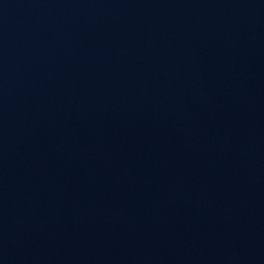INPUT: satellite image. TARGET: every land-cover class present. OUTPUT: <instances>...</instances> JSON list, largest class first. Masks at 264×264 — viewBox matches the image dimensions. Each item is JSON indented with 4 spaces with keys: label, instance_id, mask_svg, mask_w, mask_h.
Returning <instances> with one entry per match:
<instances>
[{
    "label": "water",
    "instance_id": "95a60500",
    "mask_svg": "<svg viewBox=\"0 0 264 264\" xmlns=\"http://www.w3.org/2000/svg\"><path fill=\"white\" fill-rule=\"evenodd\" d=\"M0 264H264V0H0Z\"/></svg>",
    "mask_w": 264,
    "mask_h": 264
}]
</instances>
